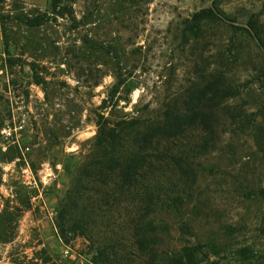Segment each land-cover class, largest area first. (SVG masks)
I'll return each instance as SVG.
<instances>
[{"label":"rangeland","instance_id":"rangeland-1","mask_svg":"<svg viewBox=\"0 0 264 264\" xmlns=\"http://www.w3.org/2000/svg\"><path fill=\"white\" fill-rule=\"evenodd\" d=\"M207 8L223 18L192 25ZM263 71L264 0H0V264H77L73 253L96 264L97 245L116 264H147L133 238L145 209L167 230L160 249L197 244L211 252L204 264H264ZM174 108L198 118L152 142L135 188L81 176L73 202L94 246L62 240L97 116ZM153 183L162 200L147 208L141 187Z\"/></svg>","mask_w":264,"mask_h":264},{"label":"trees","instance_id":"trees-1","mask_svg":"<svg viewBox=\"0 0 264 264\" xmlns=\"http://www.w3.org/2000/svg\"><path fill=\"white\" fill-rule=\"evenodd\" d=\"M223 18L213 8H207L194 13L190 19L192 25H199L202 22H208L214 19ZM264 76V71L262 73ZM187 105V103L185 104ZM202 117V116H201ZM198 118L197 115H184L179 113L175 108L172 111L158 112L154 116L141 117L126 115L115 119H108L103 115H98L95 120L96 135L93 144L90 146L89 153L85 155L88 159L86 165L97 166L90 168L81 166V169H75L71 179L70 187L66 190L68 209L72 214L71 224L67 230L58 223L59 237L64 240L67 232L81 235L91 242V248L94 246L91 238V230L84 222L85 215L83 212H76L74 204L75 195L78 193V183L82 175H93L94 173L102 175L107 180L109 175H115L117 181L116 188L119 191L135 188L138 183V172L144 158H146V149L152 142L161 138L176 137L182 130L183 126L194 123ZM176 162V156L171 157ZM80 167V166H79ZM152 169V163L148 164ZM79 171V172H78ZM143 189V195L146 198V207L154 208L157 201L161 202L160 190L158 183L148 184ZM172 204L177 201L178 194L172 192ZM170 206V204H169ZM64 210L59 212L60 218H64ZM145 209L135 221L133 228L134 245L138 252L147 255V264H204L208 260L209 254L203 245H182L170 246L163 245L159 235L167 233L165 225H160L159 221L153 217V214ZM86 218V217H85ZM204 249V250H203ZM96 264H116L111 259L110 252L104 245H97L94 248ZM202 255V258H197ZM204 258V259H203ZM40 264H59L49 256H41Z\"/></svg>","mask_w":264,"mask_h":264},{"label":"built area","instance_id":"built-area-1","mask_svg":"<svg viewBox=\"0 0 264 264\" xmlns=\"http://www.w3.org/2000/svg\"><path fill=\"white\" fill-rule=\"evenodd\" d=\"M66 252H67V250H66ZM71 256V255H70ZM72 257H73V259L75 260V262L77 263V264H86V261H85V259L82 257V255H80V254H78V253H73L72 254Z\"/></svg>","mask_w":264,"mask_h":264},{"label":"crops","instance_id":"crops-1","mask_svg":"<svg viewBox=\"0 0 264 264\" xmlns=\"http://www.w3.org/2000/svg\"><path fill=\"white\" fill-rule=\"evenodd\" d=\"M65 253H66V249H65V248H61V249H60V254H61V256H64Z\"/></svg>","mask_w":264,"mask_h":264}]
</instances>
